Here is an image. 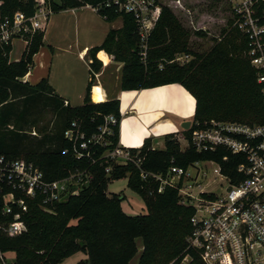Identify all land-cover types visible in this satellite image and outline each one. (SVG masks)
Here are the masks:
<instances>
[{"label": "trees", "instance_id": "16d2710c", "mask_svg": "<svg viewBox=\"0 0 264 264\" xmlns=\"http://www.w3.org/2000/svg\"><path fill=\"white\" fill-rule=\"evenodd\" d=\"M0 1L7 15L16 10L31 15L35 10V0ZM105 1L45 0L54 12L89 5L108 22L117 18L122 21L121 27L109 29L102 43L88 49L89 81L79 105L65 103L45 78L34 84L20 80L33 65L43 32L33 34L16 61L9 60L10 46L0 49V156L30 161L48 180L77 173L89 177L78 193L54 203L51 211L41 209L35 199H26L27 209L22 215L26 229L15 236L0 232V252L13 254L10 264H59L77 251L85 253L87 260L76 264H130L137 253V264H182L185 256L188 260L184 264H205L199 252L187 243L194 209L180 202L177 188L165 186L157 192L158 183L152 178L142 180L132 164L114 163L103 156L106 149L118 143L120 113L115 96L98 102L89 97L94 73L101 67L95 54L104 50L122 64L118 84L121 90L182 85L195 99L191 125L180 133L181 138L189 140L194 128L204 127L210 120L264 124L262 95L246 56L247 38L227 18L214 44L198 53L189 46V31L171 9L163 7L148 34L142 59L133 17L115 7H105ZM195 32L203 35L202 30ZM178 53L188 54L191 59L178 63L173 60ZM100 57L104 63L107 61L104 52ZM48 114L53 118L46 119ZM109 115L116 122L107 124L111 130L108 143L80 149L77 132L90 136ZM72 122L77 127L68 139L64 131L71 128ZM32 129L34 135L30 134ZM132 149L139 151L146 171L164 176L171 165L187 169L195 162L212 160L232 183L242 177L236 165L245 160L225 147L197 152L188 144L181 150L174 135L165 137L163 148H151L145 141ZM77 152L83 153L80 158ZM119 178H126L127 187L141 197L144 213H125L120 204L123 195L107 193L108 182ZM138 243L142 246L140 252Z\"/></svg>", "mask_w": 264, "mask_h": 264}, {"label": "built area", "instance_id": "2783aa9c", "mask_svg": "<svg viewBox=\"0 0 264 264\" xmlns=\"http://www.w3.org/2000/svg\"><path fill=\"white\" fill-rule=\"evenodd\" d=\"M184 1L106 0L103 5L115 7L133 17L139 34V53L144 59L148 34L162 8L189 13ZM223 1L227 5L228 18L247 38L246 56L255 72L264 104V0ZM1 4L0 1V49L10 46V56L16 41L21 42L25 49L35 32H44L51 10L45 0H35V10L31 15L20 10L7 15L2 12ZM173 60L177 61L178 57ZM20 80L26 82L24 76ZM115 122L116 119L109 115L105 117V124L90 136L77 132L79 148L84 150L91 144L105 146L107 136L111 134L107 124ZM76 127V123L72 122L71 128L64 131V136L72 139ZM184 141L197 152L225 147L242 155L245 160L236 165V172L242 177L237 183H232L221 174L217 162L207 160L214 165L213 172L222 175L227 185L218 193L205 190L194 193L192 186L184 184L188 168L171 165L164 176L146 171L142 168L139 151L118 143L106 149L103 156L114 163L132 164L142 180L152 178L158 183L157 192L165 186L177 188L180 202L194 209L187 243L199 252L205 264H264V124L210 120L206 126L194 128L189 140ZM82 154L77 152L76 157L80 158ZM88 180V176L79 173L48 180L32 162L0 156V232L15 236L25 231L22 215L27 209L26 199H35L41 209L51 211L54 203L78 193ZM187 258L185 256L182 262ZM10 263L7 256L0 252V264Z\"/></svg>", "mask_w": 264, "mask_h": 264}, {"label": "crops", "instance_id": "0c3cea01", "mask_svg": "<svg viewBox=\"0 0 264 264\" xmlns=\"http://www.w3.org/2000/svg\"><path fill=\"white\" fill-rule=\"evenodd\" d=\"M64 12L72 17L66 21L67 23L65 22L66 19L59 17V14ZM114 21L104 20L89 5L51 11L43 32L42 44L32 58L33 64L37 65L40 71L33 83L29 82V77L32 76L30 69L25 74L24 79L30 84H34L45 78L54 92L62 97L65 103L70 105L81 104L89 81L90 57L88 49L102 43L109 29L117 28ZM94 24L98 27L95 28ZM70 25L73 26L75 41L70 36ZM80 31L84 36L82 42L78 41ZM16 42L20 47V55L13 58L12 61L18 60L24 49L21 42ZM101 52L107 56L105 63L100 57ZM38 55L41 56L37 57ZM42 56L46 59V63L43 62ZM95 56L102 65L99 71L94 73L97 82L93 81L89 97L94 102L104 101L109 96H115L118 99L120 113L118 145L139 148L145 141H148L151 143L149 144L151 148H163L164 139L167 135H174L177 139H182L180 133L185 129L181 125L184 121H190L191 125L195 107L194 97L182 85L167 83L137 90H121L117 87L114 92H108L99 82V77L110 63H117L119 70L122 64L114 61L112 56L104 50H99ZM119 74L116 77L117 86ZM98 93L102 94L100 100L97 99ZM141 250L142 246L138 243V252ZM70 259L72 262H68ZM86 260L87 255L82 251H77L64 258L59 264H76ZM137 261L138 253L131 259L130 264H137Z\"/></svg>", "mask_w": 264, "mask_h": 264}, {"label": "rangeland", "instance_id": "374dc122", "mask_svg": "<svg viewBox=\"0 0 264 264\" xmlns=\"http://www.w3.org/2000/svg\"><path fill=\"white\" fill-rule=\"evenodd\" d=\"M184 4L189 9V13L174 8L171 10L176 15L180 24L189 31V46L191 47V49L195 50L198 53L206 52L214 44L221 29L226 25V20L228 18L227 5L223 0H185ZM59 17L64 20L66 19L65 22L69 19H72L71 15L66 14L65 12L63 14H59ZM95 24L94 27H98V25L95 26ZM114 25L117 28L121 27V18H117L114 21ZM197 30H202L203 35L197 34L195 32ZM69 32L70 36L74 39L73 41H75L76 38L72 25H70ZM57 34L59 36V33ZM83 39L84 36H82V32L80 31L78 41L82 42ZM19 48L20 47H18V42H15L9 59L13 60V58L20 55ZM40 56L38 55L37 57ZM176 57H178V60L176 61L178 63H186L191 59L190 55L183 53L176 54L175 58ZM41 58L43 62L46 63V59H44L43 56ZM117 66L118 64L115 62L110 63L103 74L99 77V82H101L103 88L108 92H114L118 87L116 77L118 76L120 70ZM30 71L32 72V76L29 77V82L33 83L40 70L38 69L37 65L33 64L30 67ZM93 78V81L97 82L96 76H93ZM48 118L52 119V114H48L46 119ZM32 131L35 130L32 129L30 134H32ZM178 142L180 143L181 150L184 149V147L186 146V142L184 141V139H180L178 140ZM213 167L214 165L209 163L208 161H199L193 164L187 169L188 175L185 180L183 179L184 184L192 186V191L194 193H197L200 190L215 193L221 192L223 188L226 187L227 182L224 177H222V175H218L213 172ZM126 183V178L110 180L107 184V193L119 194L120 196L124 195V197L121 199V207L125 213L129 215L144 213L145 206L143 200L138 194L128 188ZM6 256L8 260H13L12 253H8ZM187 260L188 258L184 260L182 264L186 263ZM68 262H72V260L70 259Z\"/></svg>", "mask_w": 264, "mask_h": 264}, {"label": "water", "instance_id": "95a60500", "mask_svg": "<svg viewBox=\"0 0 264 264\" xmlns=\"http://www.w3.org/2000/svg\"><path fill=\"white\" fill-rule=\"evenodd\" d=\"M189 125H190V121H184L182 123L181 127L186 130L189 128Z\"/></svg>", "mask_w": 264, "mask_h": 264}, {"label": "bare ground", "instance_id": "6f19581e", "mask_svg": "<svg viewBox=\"0 0 264 264\" xmlns=\"http://www.w3.org/2000/svg\"><path fill=\"white\" fill-rule=\"evenodd\" d=\"M101 98H102V94L101 93H98L97 99L100 100Z\"/></svg>", "mask_w": 264, "mask_h": 264}]
</instances>
